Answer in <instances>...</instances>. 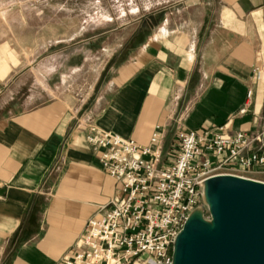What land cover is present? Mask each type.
Here are the masks:
<instances>
[{"label": "crops", "instance_id": "obj_1", "mask_svg": "<svg viewBox=\"0 0 264 264\" xmlns=\"http://www.w3.org/2000/svg\"><path fill=\"white\" fill-rule=\"evenodd\" d=\"M56 1L0 0V264H63L118 195L91 128L150 145L160 126L162 165L179 129H264V0H165L112 45L63 34Z\"/></svg>", "mask_w": 264, "mask_h": 264}, {"label": "built area", "instance_id": "obj_2", "mask_svg": "<svg viewBox=\"0 0 264 264\" xmlns=\"http://www.w3.org/2000/svg\"><path fill=\"white\" fill-rule=\"evenodd\" d=\"M85 139L98 150L118 195L87 220L63 264H171L173 242L197 206L202 183L228 167L264 169V129L229 136L179 129L168 165L161 164L160 126L150 145L94 128Z\"/></svg>", "mask_w": 264, "mask_h": 264}, {"label": "water", "instance_id": "obj_3", "mask_svg": "<svg viewBox=\"0 0 264 264\" xmlns=\"http://www.w3.org/2000/svg\"><path fill=\"white\" fill-rule=\"evenodd\" d=\"M207 184L214 190L216 231L192 235L195 229L190 231L181 243L179 264L184 258L185 264H264V184L232 177L215 182L208 178L202 188ZM196 213L202 222L195 208L173 242L171 264L177 239Z\"/></svg>", "mask_w": 264, "mask_h": 264}, {"label": "rangeland", "instance_id": "obj_4", "mask_svg": "<svg viewBox=\"0 0 264 264\" xmlns=\"http://www.w3.org/2000/svg\"><path fill=\"white\" fill-rule=\"evenodd\" d=\"M165 2V0H61L60 3L57 1L47 3V21L53 23L54 13L56 16L60 13L63 34H68L72 27L80 26H91L95 33L102 30L109 31V42L112 45L117 44L123 38H128L141 23L147 21L148 15L156 7ZM254 171L228 167L218 172L236 173L264 181V175L254 173ZM200 191L201 195L198 197L196 209L200 213L202 222L209 229H195L190 235L197 232L213 234L218 224L213 187L207 184L205 189L202 188ZM184 260L185 258L181 264H185Z\"/></svg>", "mask_w": 264, "mask_h": 264}, {"label": "bare ground", "instance_id": "obj_5", "mask_svg": "<svg viewBox=\"0 0 264 264\" xmlns=\"http://www.w3.org/2000/svg\"><path fill=\"white\" fill-rule=\"evenodd\" d=\"M219 177H232V178H238V179H242V180H248V181H252V182H257V183H261L264 184V181L261 180H257V179H253V178H248L245 175H241V174H236V173H228V172H218L215 173L213 176L209 177V180L211 182H215L217 178ZM198 213H196L187 223V225L185 226L184 230L182 231V233L179 235L176 245H175V256H174V261L175 264H179L180 262V257H181V243L183 242L184 238L187 236V234L194 230V229H200V228H207V226L202 223L200 221L199 216L197 215Z\"/></svg>", "mask_w": 264, "mask_h": 264}]
</instances>
